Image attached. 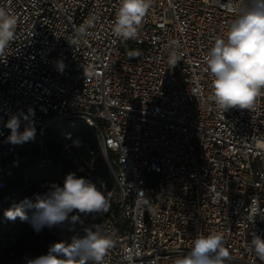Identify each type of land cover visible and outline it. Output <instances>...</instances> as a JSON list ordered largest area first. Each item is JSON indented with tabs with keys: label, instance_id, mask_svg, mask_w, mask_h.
Returning a JSON list of instances; mask_svg holds the SVG:
<instances>
[{
	"label": "built area",
	"instance_id": "2783aa9c",
	"mask_svg": "<svg viewBox=\"0 0 264 264\" xmlns=\"http://www.w3.org/2000/svg\"><path fill=\"white\" fill-rule=\"evenodd\" d=\"M248 4L151 0L126 39L113 32L120 0H0L16 18L0 55V190L35 145V168L53 164L49 131L84 125L107 156L117 212L80 214L81 222L58 225L57 240L99 229L114 241L103 264H174L198 234L218 232L229 251L224 264H264L250 246L253 233L264 238V92L251 109H221L204 59ZM29 108L35 139L7 143L9 114ZM74 146L64 143L60 158L83 177L96 154L84 160ZM32 181L23 177L25 187ZM50 187L38 184L34 197Z\"/></svg>",
	"mask_w": 264,
	"mask_h": 264
},
{
	"label": "clouds",
	"instance_id": "9594fccd",
	"mask_svg": "<svg viewBox=\"0 0 264 264\" xmlns=\"http://www.w3.org/2000/svg\"><path fill=\"white\" fill-rule=\"evenodd\" d=\"M150 3L151 0H120L113 25L114 34L126 39L134 38ZM15 27L16 18L0 7V55L12 41ZM204 59L212 76L211 98L214 102L224 110L234 107L251 109L264 90V0H249L247 9L232 21L226 39L215 40ZM170 62L176 64L175 54ZM64 67L62 61L57 62L59 71L62 72ZM32 114V108L27 112L21 110L9 114L5 123L10 130L7 143L22 145L35 139L36 129L30 120ZM22 120L28 124L20 131ZM25 203L34 209L31 216L23 203L9 208L4 215L9 220L19 217L21 221H28L37 233L44 227L52 228L66 221L73 224L81 222L80 214L106 213L110 206L104 192L75 173L66 176L63 186L53 184L47 192L37 194L35 203L27 200ZM258 214V207L250 206L252 223ZM84 231L83 237L73 236L70 243L59 241L51 244L47 254L29 259L27 264H103L107 251L113 247V239L99 229L85 228ZM250 246L264 261V238L253 233ZM228 257L223 234L210 232L198 234L191 250L176 259L174 264H224Z\"/></svg>",
	"mask_w": 264,
	"mask_h": 264
},
{
	"label": "trees",
	"instance_id": "16d2710c",
	"mask_svg": "<svg viewBox=\"0 0 264 264\" xmlns=\"http://www.w3.org/2000/svg\"><path fill=\"white\" fill-rule=\"evenodd\" d=\"M62 128L66 126H61ZM60 128V127H59ZM54 130L47 133L45 144L47 146L50 158L53 164L46 169H36L37 155L39 152L38 145H35L31 151L24 154L26 160L22 166L16 170L13 178L9 181L6 189L0 190V201L8 196L9 201L5 206L0 209V251L1 247L6 244L3 253L2 264H27L29 259L47 254L49 246L57 241L58 227L52 228L44 227L39 233L34 231L33 227L28 221H21L19 217L15 220H9L5 215V211L9 208L24 204L25 211L31 216L34 209L29 207L25 201L35 203L36 198L33 193L38 184H58L63 186L64 180L68 173L71 171L72 166L66 159L60 158L61 147L55 144L53 138ZM79 144V143H78ZM81 144V143H80ZM87 144V143H86ZM86 144L78 145V156L84 160H90L89 150L94 147L88 148ZM90 150V151H91ZM58 162L62 167L59 169ZM28 175L35 182L29 187H25L23 177ZM84 178L90 179L97 188L101 191H107L114 188L113 178L107 167H96L92 172H86ZM109 210L106 213L95 214L97 216H107L110 213H116V204L109 203ZM18 231L15 236H12L13 231ZM10 239H13L11 242Z\"/></svg>",
	"mask_w": 264,
	"mask_h": 264
},
{
	"label": "rangeland",
	"instance_id": "374dc122",
	"mask_svg": "<svg viewBox=\"0 0 264 264\" xmlns=\"http://www.w3.org/2000/svg\"><path fill=\"white\" fill-rule=\"evenodd\" d=\"M262 92H264V90H262ZM52 136L55 140V144L59 145L61 148L64 143L66 144L73 143L75 145H82V144L87 143L86 145L88 148L93 146L94 147L93 150L95 151V154H96L94 158L96 167H100V168L107 167V156L99 149L95 136H94V132L89 127L84 126V125L66 126L64 128L60 127L59 129L58 128L54 129V133ZM79 147L80 146H74L71 148V151L75 155H78L77 152H78ZM34 183L35 182L32 181V184ZM102 192L105 193L106 198L108 199L109 203L114 205L116 202V198L118 196L116 194V190L113 188L111 190L102 191ZM17 233L18 231L14 230L11 235L15 236ZM5 246L6 244H4L1 247V251L4 249ZM1 251H0V264L3 263V253Z\"/></svg>",
	"mask_w": 264,
	"mask_h": 264
},
{
	"label": "water",
	"instance_id": "95a60500",
	"mask_svg": "<svg viewBox=\"0 0 264 264\" xmlns=\"http://www.w3.org/2000/svg\"><path fill=\"white\" fill-rule=\"evenodd\" d=\"M60 240H57L56 242H59Z\"/></svg>",
	"mask_w": 264,
	"mask_h": 264
}]
</instances>
